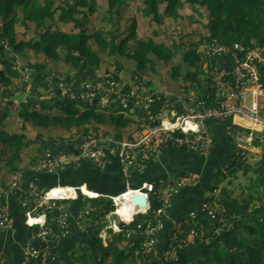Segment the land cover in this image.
<instances>
[{
	"label": "trees",
	"instance_id": "obj_1",
	"mask_svg": "<svg viewBox=\"0 0 264 264\" xmlns=\"http://www.w3.org/2000/svg\"><path fill=\"white\" fill-rule=\"evenodd\" d=\"M103 4L106 9L102 15ZM196 15L202 17L199 24L206 29L204 35L197 32ZM100 23L109 25L107 31L95 27ZM18 25L24 29L21 33ZM213 40L229 46L240 43L249 49L264 47V0H0V196L7 175L18 171L26 159L37 162L51 143L54 150L69 143L72 148L74 137L94 133L122 140L151 122L143 119L144 113L139 112L129 93L121 99L116 94L103 96L102 92H96L93 99L82 97L88 92L83 78L106 62L101 53L124 68L133 61L134 75L142 80L163 71L169 72V79L181 88L190 90L188 80L194 78L193 84L202 89L204 71L197 49L204 41ZM19 57L22 65L18 64ZM59 64L70 68L64 70L63 77L58 71L59 76L54 73ZM21 78L23 90L32 81L44 91L34 101L20 106L12 103L6 110V95L20 89ZM133 124L135 129L129 131ZM61 133L70 137L65 140ZM242 153L237 152L228 173L252 170L249 186L256 196L222 195L218 218L231 225L219 233V222L198 214L197 206H190L181 213L180 227L185 235L193 229L198 231L204 240L189 243L178 259L161 262L141 249L146 236L139 227L152 212L122 223L121 232L109 230L105 245L100 237L106 226L103 220L115 206L105 197H85L82 208L90 244L66 249L65 255L73 249L74 256L78 254L76 261L68 256L67 264H264V151L255 166L246 164ZM137 174L135 171L133 176ZM222 174V169L214 174L210 192L218 190ZM251 200L260 204L249 209ZM159 206L153 202V210ZM47 215L52 231L62 233L54 219L56 212L48 211ZM129 233L134 241L128 238ZM41 245L45 250L46 244ZM38 262L32 259L28 264Z\"/></svg>",
	"mask_w": 264,
	"mask_h": 264
},
{
	"label": "built area",
	"instance_id": "obj_2",
	"mask_svg": "<svg viewBox=\"0 0 264 264\" xmlns=\"http://www.w3.org/2000/svg\"><path fill=\"white\" fill-rule=\"evenodd\" d=\"M197 53L203 63H211L221 55H228L234 64V81L226 80L225 76L220 75L211 69L204 67L210 85L215 89L218 100L213 106H206L198 100L183 105V101H174L170 97L152 91L150 94L139 93L136 90L129 92L130 98L134 101L136 107L144 106L148 118L151 122L160 121L159 124L146 122L141 129L134 130L129 137L122 140L116 139L114 136L103 133H94L89 137L73 138L72 148L70 143L65 145V149L54 150L48 148L40 156L35 170L47 174H56L62 168H75L84 162H90L93 165L103 167L111 156H116L121 164V173L130 180L135 171H139L147 162L156 159L167 148L186 149L203 156L209 155L215 145L213 134L210 132L206 121L222 120L231 116H242L256 121L264 132V87L260 80V68H264V47L246 48L240 43L233 45H223L216 41H207L197 49ZM107 80L101 83H95L94 91L85 92L82 97L94 98L96 92H102L104 95H118L121 99L124 95L120 93V85L114 80V76L109 75ZM87 88H90L89 81L86 82ZM255 89V97L248 100L246 90ZM75 95L72 94V97ZM148 120V119H147ZM252 139L250 137L239 136V142H247ZM264 142V138L262 139ZM82 142V143H81ZM25 179L23 171H14L6 184L1 190V195H18L22 208L24 209L25 222L28 227H37L38 241L41 238L45 241L50 235L52 229L48 225V211L56 212L55 220H57L60 228L66 232L69 228L68 208L62 201L69 199H77L82 194V188L73 189V195L65 194V191L57 193V190L68 188H52L40 189L38 187L24 188L22 181ZM191 180L182 175L166 176L156 181H146L137 188L127 190L126 192L111 196H103L110 199L115 209L104 217L103 222L106 226L104 231L112 230L115 233L122 231V223H130L138 214H152L147 217L144 225L139 227L142 235L146 239L141 245V249L146 253L156 254V259L161 262L178 259L181 251L186 248L189 243L197 239L203 241V234L196 230H191L184 234L179 226L173 231L168 239L165 248L158 253L156 250L157 237L162 231V218L165 217L173 204V197L180 189L188 184ZM132 192L130 199L125 200L132 206V219L126 220L119 213V198ZM144 195L147 199V206L144 208L132 201L134 195ZM86 196V195H83ZM88 197V196H86ZM101 197V196H96ZM94 198V197H88ZM157 201L160 205L158 209L153 210V202ZM205 208L208 217L212 221L219 222V233L224 227L231 225L226 219H219L218 214L222 211V207L212 206L207 203ZM12 217L9 213L8 204L3 200L0 202V229L10 227ZM102 229V230H103ZM182 235H184L183 238ZM128 238L134 241L129 233ZM105 245L107 241L100 233ZM40 242V241H39ZM41 243V242H40ZM45 250L43 245L35 244L29 241L25 248V261L28 264L32 259L44 264Z\"/></svg>",
	"mask_w": 264,
	"mask_h": 264
},
{
	"label": "crops",
	"instance_id": "obj_3",
	"mask_svg": "<svg viewBox=\"0 0 264 264\" xmlns=\"http://www.w3.org/2000/svg\"><path fill=\"white\" fill-rule=\"evenodd\" d=\"M200 46L198 49H200ZM203 62L204 61H202V63ZM113 65H115L116 68L118 67V69L123 68L122 72H124L125 76H120V79H118V75L117 82L122 85L124 91L129 87L126 94L132 90H136L135 88H139L138 92L143 94H150L152 91H155L170 97L174 101L179 99L183 101L182 103L185 106L190 104L192 100H198V102L206 106H213L218 100L216 91L210 85L204 67H211L212 71L217 69V72L225 76L226 80H230L231 82L234 81V64L228 55L218 56L212 59L211 63H203L204 83L202 89H200L198 85L193 84L195 82L193 81L194 78H192L188 80L190 90L188 89L187 91V88H181L178 82L170 80L167 75H162L159 72L154 73L151 77H145L142 80L134 75L136 64L133 61L127 63L128 68H124L121 64H117L113 60L109 66L103 63L101 68L96 70V75H93V72H88L87 81L92 78L93 81L91 82L93 84L103 82L105 78H103V76L100 77V75ZM110 73L113 72L109 71L108 75H113ZM27 78L29 79V76H27ZM260 80L264 87V68L262 67L260 68ZM22 81L23 79L21 78L19 80L20 84H18L20 89L15 92H23L28 97L37 99L38 93L44 91L41 87H35L32 81L26 86V90H23ZM154 86H156L157 89H155ZM246 95L250 101L255 97V89L249 88L246 90ZM262 101L264 102V97ZM139 112L144 113L145 118L143 119H148L144 106H140ZM206 124L215 140L214 148L209 155L203 156L186 149L174 147L167 148L156 159L147 162L137 171L138 174L132 176L130 180H127L122 175L121 164L116 156H111L103 167L93 165L90 162H84L79 167L62 168L56 174L36 171L35 167L38 161L28 163V161H30L29 159H26L17 169L25 173V179L22 181V185L26 189L30 187H38L44 190L81 187L82 194L101 197L106 195L116 196L127 190L137 188L143 182L152 181L161 177L182 175L189 178L192 181L191 184L182 187L180 191L174 195L172 207L168 214L162 218V231L157 237L158 241L156 245V250L160 253L165 248L173 231L181 226V213L188 207L197 206L198 214H203L206 217H208L205 208L207 203L212 206L221 207V203L215 204L216 202L212 196L214 193L209 190L210 185L214 174L219 169H222L224 174L228 173V167L236 160V155L237 152L239 153V150H242V155H244L246 164L255 166L261 161L264 151V142L262 141L263 138L259 139L258 136L263 135L264 132L256 121L247 117L231 116L222 120H208ZM134 129L135 124L128 128L129 131ZM251 134L252 139L247 142H239L237 140L241 135L250 137ZM61 136H63L65 140L70 137L62 133ZM48 148H52V146ZM249 157H254L253 160H257L256 164L252 165ZM14 170L7 175L3 183L7 184ZM247 171L245 170V172ZM245 192L246 193L241 195L243 198L249 197L250 195L256 196V192L250 190V188ZM57 193H60V190H57ZM86 196L79 195L77 199H69L61 202L68 208L69 228L66 232L63 231L58 234L50 231L51 233L45 241L39 238L41 243L43 242L46 244L44 264H67L68 258L72 261H76L78 255L76 254L74 256V249L71 250L68 255H65L64 251L73 245L81 249L86 244H90L87 238V224L84 219L85 214L82 208V202ZM207 199H210V202H207ZM3 200L8 204L9 213L13 221L10 227L0 229V262L5 264H24V248L26 244L29 241L34 242L36 245L41 244L37 240L38 237H36L37 229L35 230V228L26 225L25 211L21 206L18 196L4 195L3 193L2 197L0 196V202ZM255 204L258 205L260 202L251 200L248 204L249 209ZM196 215L194 214L193 218L196 217ZM103 231L104 229L101 233ZM106 233L110 235L109 230ZM152 255L154 256V254ZM76 264L79 263L76 262Z\"/></svg>",
	"mask_w": 264,
	"mask_h": 264
},
{
	"label": "rangeland",
	"instance_id": "obj_4",
	"mask_svg": "<svg viewBox=\"0 0 264 264\" xmlns=\"http://www.w3.org/2000/svg\"><path fill=\"white\" fill-rule=\"evenodd\" d=\"M102 8H101V11H100V14H102V13H104L105 12V9H106V6H105V4H103L102 6H101ZM103 15V14H102ZM99 16H101V15H99ZM196 19L197 20H199L197 23L199 24L201 21H202V17H200L199 15H196ZM182 21V20H181ZM182 24H184V21H183V23ZM102 24L100 23V24H96V28L97 29H99L100 27H104L103 29L105 30V31H107V29L109 28V25L108 24H106V25H103V26H101ZM61 27H63L64 28V26H61ZM66 27V26H65ZM195 27H199L198 28V30H197V32L198 33H200V34H202V35H204L205 33H206V29L204 28V26L203 27H201L200 26V24L199 25H197V24H195ZM67 28V27H66ZM62 29V28H61ZM17 30L21 33L24 29L21 27V26H17ZM28 33H29V36H32L33 34H32V32L31 31H28ZM165 38V37H164ZM168 40H170V38H167ZM193 39L194 40H196L197 39V36H193ZM213 41H216V40H213ZM170 42V41H169ZM207 41H204V43H206ZM217 42V41H216ZM101 55H102V57L105 59L104 61H106L105 63L109 66V64L111 63V61L112 60H110V58L108 57V55L107 54H105V53H101ZM179 55H181L182 56V53H179ZM41 59H43V58H41ZM23 60L19 57V61H18V64L19 65H22L23 64ZM114 64V63H113ZM60 66H58L57 67V70L54 72L55 74H57V76H59L58 74L59 73H62V77L64 76V70H66V69H70L69 68V66H67V65H64V64H59ZM114 66V67H113ZM113 66H111L110 68H108V69H106L105 71H103V73H102V75H100V77L101 76H103V78H105V80H107L108 78L107 77H109V75H108V73H109V71H111V72H113V73H110V74H113L112 75V77L114 76V80H116L117 81V76L119 75V77H118V79H120V76H125L124 75V72H122L123 71V68H120V69H118V67L116 68L115 67V65H113ZM203 64H202V68H203ZM60 68V69H59ZM101 68V67H100ZM99 68V69H100ZM105 69V68H104ZM57 71L59 72V73H57ZM25 73H27V72H25ZM25 73H23V75H24V77H27L28 75L27 74H25ZM72 73V72H71ZM161 74H163V75H169L170 73L169 72H167L166 74L162 71L161 72ZM93 75H95V71L93 72ZM92 75V76H93ZM191 78V77H190ZM84 80H83V82H82V85H84V86H86V89H87V91H94L93 89H94V85H93V83L90 81L89 82V85H90V88H87V84H86V82H87V79L86 78H83ZM118 84H119V82H117ZM120 85V84H119ZM120 88H122V85H120ZM154 88L155 89H157L156 88V86H154ZM136 89V91H138V89L139 88H135ZM127 90H129V87H128V89L126 88V91ZM62 91V90H61ZM126 91H124L123 89H120V93L122 94V95H126ZM187 91H188V89H187ZM140 93V92H139ZM125 101V100H124ZM143 122V121H142ZM261 152H262V150H261ZM253 158L254 157H249V160L252 162V165H254V164H256V162H257V160H253ZM252 170H249V171H247V172H245V170H239L238 172H237V174H235V175H233V174H231V173H227V174H222L219 178H218V182H219V188H218V190L217 191H215V192H213L214 194L212 195L213 196V199H214V201L216 202L215 204H220V196H222V195H233V196H240V197H242L241 195H243L244 193H246L245 191H248V188H250V184H251V179H252V172H251ZM247 189V190H246ZM128 194V193H127ZM84 195V194H83ZM88 197H95V195H91V196H88ZM101 223V222H100ZM104 227V226H103ZM106 232H108V231H106ZM105 231H103L102 233H101V235L104 237L103 239H105L106 241H108V238L110 237V235H109V233H106ZM102 239V238H101ZM154 254V256L156 257V254L155 253H153ZM78 255V254H77ZM138 264H142L141 262L139 263V261H138ZM144 264V263H143Z\"/></svg>",
	"mask_w": 264,
	"mask_h": 264
},
{
	"label": "water",
	"instance_id": "obj_5",
	"mask_svg": "<svg viewBox=\"0 0 264 264\" xmlns=\"http://www.w3.org/2000/svg\"><path fill=\"white\" fill-rule=\"evenodd\" d=\"M61 92V90L59 91V93ZM104 94V93H103ZM6 99H7V103H6V107L5 109H8V106L12 103H17L18 106H20L23 102L25 101H34V98L28 97L25 93L23 92H14V93H10L6 95ZM50 100V99H47ZM94 102H96V100H94ZM82 143V142H81ZM52 147L54 146L53 143L50 144ZM65 149V146L62 145V147H60V150ZM132 201L137 204L140 205L142 207H146L147 206V199L144 195H139L136 194L133 196Z\"/></svg>",
	"mask_w": 264,
	"mask_h": 264
},
{
	"label": "bare ground",
	"instance_id": "obj_6",
	"mask_svg": "<svg viewBox=\"0 0 264 264\" xmlns=\"http://www.w3.org/2000/svg\"><path fill=\"white\" fill-rule=\"evenodd\" d=\"M65 191V194L67 195H73V189L68 188V189H61L60 192ZM132 192L130 191L128 194L122 196L119 198L120 204H123L122 207L119 208V213L124 216V218L132 219V206L125 200L130 199V194ZM145 208V207H144Z\"/></svg>",
	"mask_w": 264,
	"mask_h": 264
}]
</instances>
